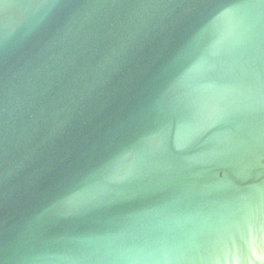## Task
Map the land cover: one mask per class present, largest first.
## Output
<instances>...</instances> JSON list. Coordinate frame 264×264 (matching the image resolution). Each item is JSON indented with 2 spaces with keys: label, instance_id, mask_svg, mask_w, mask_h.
Returning a JSON list of instances; mask_svg holds the SVG:
<instances>
[{
  "label": "water",
  "instance_id": "water-1",
  "mask_svg": "<svg viewBox=\"0 0 264 264\" xmlns=\"http://www.w3.org/2000/svg\"><path fill=\"white\" fill-rule=\"evenodd\" d=\"M0 264H264V0H0Z\"/></svg>",
  "mask_w": 264,
  "mask_h": 264
}]
</instances>
